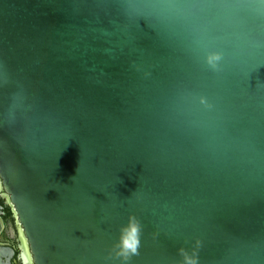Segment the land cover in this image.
Segmentation results:
<instances>
[{
  "label": "water",
  "instance_id": "obj_1",
  "mask_svg": "<svg viewBox=\"0 0 264 264\" xmlns=\"http://www.w3.org/2000/svg\"><path fill=\"white\" fill-rule=\"evenodd\" d=\"M0 199L24 264H119L130 214V264H264V0H0Z\"/></svg>",
  "mask_w": 264,
  "mask_h": 264
},
{
  "label": "clouds",
  "instance_id": "obj_2",
  "mask_svg": "<svg viewBox=\"0 0 264 264\" xmlns=\"http://www.w3.org/2000/svg\"><path fill=\"white\" fill-rule=\"evenodd\" d=\"M204 59L210 68L216 70L218 62L221 60V54L210 52ZM142 232L143 226L140 220L134 214H130L126 223L120 226L118 239L111 250V257L119 261V264H130L131 258L139 253ZM200 246L201 242L196 240L191 248H179L177 250L180 256L179 264H199L198 250Z\"/></svg>",
  "mask_w": 264,
  "mask_h": 264
},
{
  "label": "flooded vegetation",
  "instance_id": "obj_3",
  "mask_svg": "<svg viewBox=\"0 0 264 264\" xmlns=\"http://www.w3.org/2000/svg\"><path fill=\"white\" fill-rule=\"evenodd\" d=\"M4 216H5V212L3 211V206H2V214L0 215V222L2 225L0 231V245L4 247H10L13 249L14 255L11 259L12 264H24L23 259L21 257L22 243L17 233L16 219L13 216V212L11 218H5Z\"/></svg>",
  "mask_w": 264,
  "mask_h": 264
},
{
  "label": "trees",
  "instance_id": "obj_4",
  "mask_svg": "<svg viewBox=\"0 0 264 264\" xmlns=\"http://www.w3.org/2000/svg\"><path fill=\"white\" fill-rule=\"evenodd\" d=\"M0 205L3 206V211L5 212V218H11V215H12V209L10 206L8 205H5L3 200L0 199Z\"/></svg>",
  "mask_w": 264,
  "mask_h": 264
}]
</instances>
